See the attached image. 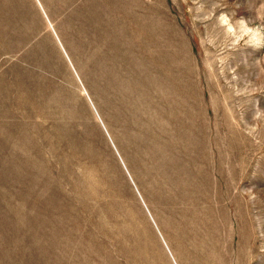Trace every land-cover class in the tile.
<instances>
[{"label": "rangeland", "instance_id": "1", "mask_svg": "<svg viewBox=\"0 0 264 264\" xmlns=\"http://www.w3.org/2000/svg\"><path fill=\"white\" fill-rule=\"evenodd\" d=\"M0 264H264V0H0Z\"/></svg>", "mask_w": 264, "mask_h": 264}]
</instances>
